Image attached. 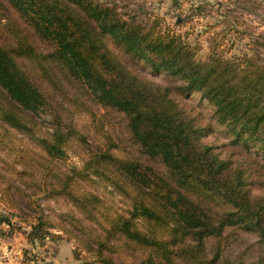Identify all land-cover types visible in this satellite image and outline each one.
Instances as JSON below:
<instances>
[{
	"label": "trees",
	"instance_id": "obj_1",
	"mask_svg": "<svg viewBox=\"0 0 264 264\" xmlns=\"http://www.w3.org/2000/svg\"><path fill=\"white\" fill-rule=\"evenodd\" d=\"M134 5L136 12L111 0H0V145L20 134L39 156L17 147L13 163L0 167V204L29 226L30 242L73 241L76 264H243L221 260L230 229L257 236L264 264V194L252 191L264 187V166L220 157L204 141L211 126L181 107L171 88L144 80L110 43L180 80L184 94L199 93L244 151H264V57H226L220 33L203 57L186 33ZM253 46L264 50L263 41ZM61 76L123 116L138 156L96 108L59 95ZM76 116L89 119L98 145ZM68 151L82 157L80 169H61ZM94 180L128 208L106 212L100 194L80 190ZM59 197L73 210L45 212L40 200ZM209 239L216 240L211 255Z\"/></svg>",
	"mask_w": 264,
	"mask_h": 264
},
{
	"label": "rangeland",
	"instance_id": "obj_2",
	"mask_svg": "<svg viewBox=\"0 0 264 264\" xmlns=\"http://www.w3.org/2000/svg\"><path fill=\"white\" fill-rule=\"evenodd\" d=\"M119 5L120 9L127 12L137 10V3H143L145 9L161 16L166 24H170L178 33H186L187 41L190 44L200 45L201 56L208 52L209 39L216 33L224 36L226 43V57L240 56L245 53L260 55L264 57V50L253 48L257 41L264 42V0H111ZM136 1V2H135ZM136 12V11H135ZM182 25H175L178 20ZM110 46L121 54L129 67L134 69L144 80L159 86L169 87L177 103L185 108L191 109L193 114L198 115L203 124L211 126V132L205 138L207 144L215 147V152L220 157H228L232 154L236 158L244 159L246 163H257L258 167L264 166V151L256 147L246 146L241 142H235L236 135L229 127L219 121L215 116L214 107L207 100L202 99L199 93L193 92L189 95L180 90L182 82L164 71L155 73L152 67L143 60H135L125 55L123 51L114 43ZM61 92L59 95H76L79 99L87 102L91 107L96 108L99 115L105 118L110 129L116 134L117 139L129 151L138 156L139 150L129 137L123 116L112 110L102 109L94 104L91 97L78 87L70 77L61 76ZM75 123L80 129L88 134V140L96 146L100 137L95 134L92 125L87 117H75ZM2 129H0V135ZM2 138V137H1ZM5 143L0 145V167L5 163L12 164L16 153V148L20 147L28 151L31 157L39 159L38 153L29 145L26 138L20 134L10 133L4 136ZM235 143V144H234ZM27 153V154H28ZM28 154V155H29ZM30 156V155H29ZM84 161L76 152L68 151L66 159L60 162L61 169L68 171L72 167L80 169ZM152 167L163 171L162 166L157 161L149 160ZM20 168L19 166H17ZM31 167L36 171L37 165L31 159ZM0 172H2L0 170ZM39 175V172H37ZM80 190L84 188L94 189L104 200L105 211L112 213L113 210H125L128 202L116 195L111 188L105 186L99 180L92 182H80ZM254 194H264V187L257 185L252 189ZM40 202L45 212L54 214L57 212L72 211V206L62 197L47 201L41 199ZM7 217L9 224L1 219ZM30 228L21 221L12 211L5 209L0 204V264H76L73 258V241L69 242L64 238L47 237L43 241L30 242L25 237L23 231ZM225 241V248L221 260L243 264H259L262 257V249L258 238L253 233L236 232L234 229L228 231ZM216 240L207 241V249L211 255ZM222 264V263H220Z\"/></svg>",
	"mask_w": 264,
	"mask_h": 264
}]
</instances>
